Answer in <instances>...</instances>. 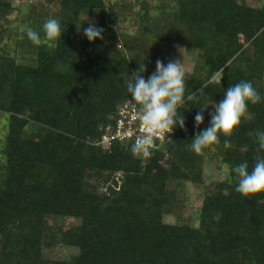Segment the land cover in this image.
<instances>
[{
	"label": "trees",
	"instance_id": "1",
	"mask_svg": "<svg viewBox=\"0 0 264 264\" xmlns=\"http://www.w3.org/2000/svg\"><path fill=\"white\" fill-rule=\"evenodd\" d=\"M13 1L0 0V42L13 45L0 48V264H264V194L242 197L228 172L244 161L251 170L264 155L255 141L264 101L249 104L230 138L201 154L190 149L209 126L211 107L195 126L202 103H218L240 81L264 97L263 0H44L31 13ZM48 18L61 22V40L32 45L24 26L43 39ZM89 23L103 28V40L87 41ZM173 49L192 55L187 92L203 89L181 109L184 130L149 158L133 155L131 141L98 145L126 102L138 108L129 75L143 65L147 78ZM208 163L225 169L222 180L204 182ZM183 183L209 192L192 217L166 223L175 216L171 186ZM58 247L73 253L52 258Z\"/></svg>",
	"mask_w": 264,
	"mask_h": 264
},
{
	"label": "clouds",
	"instance_id": "2",
	"mask_svg": "<svg viewBox=\"0 0 264 264\" xmlns=\"http://www.w3.org/2000/svg\"><path fill=\"white\" fill-rule=\"evenodd\" d=\"M41 31L44 33L43 39L40 31L28 25L24 26L27 39L37 47L44 44L45 40L60 41L64 33L61 22L56 18L46 19ZM77 31H80V26ZM103 31V28L89 23V26L83 29V36L92 43L104 39ZM145 71L142 65V70L131 73L126 88L128 97L130 96V100L138 106V118L142 124V135L132 144L131 152L133 155L149 158L156 138L169 137L177 126L184 130L185 119L182 113L189 108L185 106L189 102L199 101L203 89L187 92L186 72L180 60L166 64L157 60L155 71L147 78L144 76ZM262 101L264 97L251 82L240 81L228 87L223 92V99L218 103L211 99L202 103L194 117L195 126L199 127L204 122V113L210 107L213 111L209 113V126L194 135L190 149L196 154H201L204 149L218 144L221 135L230 138L241 125L242 119L249 118V104L256 105ZM255 141L257 151L264 152V130L255 133ZM228 172L237 180L235 191L242 197L264 194V155L256 156L251 170L247 161H244L232 166ZM221 215L217 213L213 219L219 221Z\"/></svg>",
	"mask_w": 264,
	"mask_h": 264
},
{
	"label": "rangeland",
	"instance_id": "3",
	"mask_svg": "<svg viewBox=\"0 0 264 264\" xmlns=\"http://www.w3.org/2000/svg\"><path fill=\"white\" fill-rule=\"evenodd\" d=\"M5 1H9V0H5ZM42 1L44 0H20V1L17 0V1H13V6L15 8L19 7L21 12L31 13L35 11L37 5L40 4V2ZM109 1L113 3L116 0H109ZM126 1L133 2L134 0H126ZM243 3L246 5L257 6L258 0H243ZM135 10H138V8H136ZM18 16H19V11H16L9 19L11 21V24L9 25L10 26L9 30L11 31V33L14 32L18 27L17 26ZM124 26H125V31L127 32L128 35H130V37L135 34V31L132 29V27L130 26L128 27L126 26V24ZM4 43L9 45L10 48H13V45L9 43L8 39L7 41L5 40L2 43L0 42V48L5 45ZM169 53L172 55V57L170 56L171 58L169 60L171 61L180 60L182 65L191 66L192 63L191 54L187 56L184 50H176V49H173ZM169 60L165 59L164 63L165 64L168 63ZM262 83H264V77ZM6 125H7L6 117L0 115V146L2 145V142L4 141V137L7 132ZM224 171L225 169L223 168L218 169L213 163H208L204 168L203 180L206 183L216 180H222L224 178ZM172 188L173 190H175V194L169 197V201L175 204V216L165 218V222L171 224L178 223L179 221L187 217H192V215H194L201 206L204 195L209 192V189H204L203 186H194L188 183H183L177 186L172 185L171 189ZM65 224L69 226L74 223L68 220L65 222ZM72 253H73L72 249L66 250L58 247L51 253V257L56 259H63L71 256Z\"/></svg>",
	"mask_w": 264,
	"mask_h": 264
},
{
	"label": "built area",
	"instance_id": "4",
	"mask_svg": "<svg viewBox=\"0 0 264 264\" xmlns=\"http://www.w3.org/2000/svg\"><path fill=\"white\" fill-rule=\"evenodd\" d=\"M120 116L114 130L109 126L106 127L105 134L102 135L98 145L107 148L114 141H131L134 143L142 135V124L138 118V108L136 106L126 102L120 111ZM170 136L156 138L151 150L152 154L155 152H164L165 147L170 141Z\"/></svg>",
	"mask_w": 264,
	"mask_h": 264
}]
</instances>
